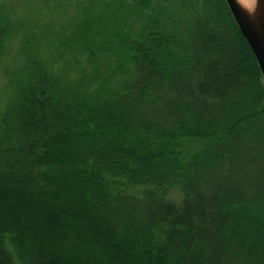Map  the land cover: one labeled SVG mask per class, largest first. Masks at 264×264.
I'll use <instances>...</instances> for the list:
<instances>
[{
	"label": "trees",
	"instance_id": "obj_1",
	"mask_svg": "<svg viewBox=\"0 0 264 264\" xmlns=\"http://www.w3.org/2000/svg\"><path fill=\"white\" fill-rule=\"evenodd\" d=\"M23 9L0 0V264H264V81L225 1Z\"/></svg>",
	"mask_w": 264,
	"mask_h": 264
},
{
	"label": "water",
	"instance_id": "obj_2",
	"mask_svg": "<svg viewBox=\"0 0 264 264\" xmlns=\"http://www.w3.org/2000/svg\"><path fill=\"white\" fill-rule=\"evenodd\" d=\"M237 27L248 42L264 81V0H255L253 15L236 0H224Z\"/></svg>",
	"mask_w": 264,
	"mask_h": 264
},
{
	"label": "rangeland",
	"instance_id": "obj_3",
	"mask_svg": "<svg viewBox=\"0 0 264 264\" xmlns=\"http://www.w3.org/2000/svg\"><path fill=\"white\" fill-rule=\"evenodd\" d=\"M3 1H5V0H3ZM6 1L13 3L16 6L18 13L24 12L23 4H24L25 0H6ZM17 41H18V38H13L11 40V43L13 44L11 47L12 52H14V50L17 47ZM10 60H11V57L8 54L4 58H2V63L0 64V109L2 108L4 101H5V98H6V94L4 92L5 80H4L3 70L6 67V65H8L10 63ZM169 195H170V197L175 198V199L180 197V193L177 190L171 191V193Z\"/></svg>",
	"mask_w": 264,
	"mask_h": 264
},
{
	"label": "bare ground",
	"instance_id": "obj_4",
	"mask_svg": "<svg viewBox=\"0 0 264 264\" xmlns=\"http://www.w3.org/2000/svg\"><path fill=\"white\" fill-rule=\"evenodd\" d=\"M239 5L250 15H253L255 0H236Z\"/></svg>",
	"mask_w": 264,
	"mask_h": 264
}]
</instances>
